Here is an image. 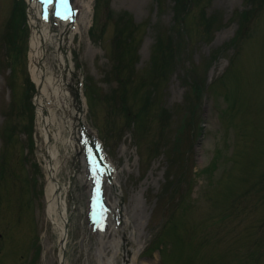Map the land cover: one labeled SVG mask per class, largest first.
Returning a JSON list of instances; mask_svg holds the SVG:
<instances>
[{"label":"rangeland","instance_id":"obj_1","mask_svg":"<svg viewBox=\"0 0 264 264\" xmlns=\"http://www.w3.org/2000/svg\"><path fill=\"white\" fill-rule=\"evenodd\" d=\"M70 1L74 146L75 106L46 126L33 105L27 0H0V264H264V0Z\"/></svg>","mask_w":264,"mask_h":264},{"label":"bare ground","instance_id":"obj_2","mask_svg":"<svg viewBox=\"0 0 264 264\" xmlns=\"http://www.w3.org/2000/svg\"><path fill=\"white\" fill-rule=\"evenodd\" d=\"M89 8V6H87ZM89 10V9H88ZM53 12L52 0H29V23L31 25V38L29 47V67L32 78L38 83L40 91L37 97V114L39 122L52 123L55 111L49 109L48 102L54 107L65 110L70 117L71 102L66 84L68 83L60 74H56V62L60 70L70 69V52L73 32L69 26V11L61 6L60 18L64 27L50 28V14ZM73 25V24H72ZM75 28L78 26L75 24ZM53 47V49H51ZM81 103L79 107L81 108ZM48 109V115L43 112ZM81 113L79 114V116ZM86 132V129L83 127ZM47 137V131H44ZM54 136L60 139V132ZM91 139V138H90ZM73 137L66 138V142L73 145ZM45 168L47 180L45 185L46 213L50 221L60 233V250L66 248L68 234L64 228L67 220V186L61 183L58 176L60 172V151L57 144L47 145L45 153Z\"/></svg>","mask_w":264,"mask_h":264},{"label":"trees","instance_id":"obj_3","mask_svg":"<svg viewBox=\"0 0 264 264\" xmlns=\"http://www.w3.org/2000/svg\"><path fill=\"white\" fill-rule=\"evenodd\" d=\"M195 89H196V90H195L196 92H200V86H199V84L196 85V88H195ZM193 110H194V107H193V106H190V107H189V111H190L189 116H188L187 120L185 119V122H184V124H183L184 129H185V132H186V127H187V125H188V124H191V122H192V118H193V114H192V112H193ZM162 111L164 112V115H162V116L167 117L165 111H164V110H162ZM181 131H182L181 134H184V136H185L186 133L183 132V129H182ZM184 136H183V137H184ZM176 137H177V136H174L172 141H174V140L176 139V142H178V138H176ZM181 137H182V136H181ZM182 139H183V138H182ZM176 142H175V143H176ZM163 145H164V144H163ZM174 150H177V146H176V145L174 146V148H172L171 151H174ZM167 152H168V151L166 150L165 153H167Z\"/></svg>","mask_w":264,"mask_h":264},{"label":"snow or ice","instance_id":"obj_4","mask_svg":"<svg viewBox=\"0 0 264 264\" xmlns=\"http://www.w3.org/2000/svg\"><path fill=\"white\" fill-rule=\"evenodd\" d=\"M64 2H66V0H64Z\"/></svg>","mask_w":264,"mask_h":264}]
</instances>
